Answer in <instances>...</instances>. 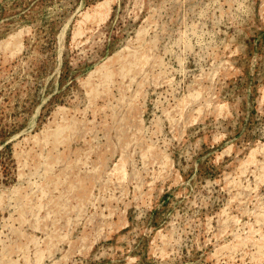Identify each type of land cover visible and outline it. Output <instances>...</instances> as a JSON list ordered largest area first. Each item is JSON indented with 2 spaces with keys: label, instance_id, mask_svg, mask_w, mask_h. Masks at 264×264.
<instances>
[{
  "label": "rangeland",
  "instance_id": "1",
  "mask_svg": "<svg viewBox=\"0 0 264 264\" xmlns=\"http://www.w3.org/2000/svg\"><path fill=\"white\" fill-rule=\"evenodd\" d=\"M0 264H264V0H0Z\"/></svg>",
  "mask_w": 264,
  "mask_h": 264
},
{
  "label": "bare ground",
  "instance_id": "2",
  "mask_svg": "<svg viewBox=\"0 0 264 264\" xmlns=\"http://www.w3.org/2000/svg\"><path fill=\"white\" fill-rule=\"evenodd\" d=\"M92 16V15H91ZM135 57H137V56H135ZM131 65V64H130ZM126 66H128V61H126L125 63H124V67H126ZM126 68H124V70H125ZM102 73H104V72H102ZM105 78H106V80L110 77V72L107 70L105 73H104V75H103ZM106 80H105V82H106ZM101 85V84H100ZM99 95V94H98ZM61 132H62V128H58L55 132H50L51 134H50V136L49 137H54L55 138V141H59V140H61V138H59V135L61 134ZM48 137V138H49ZM54 141V142H55ZM60 142V141H59ZM121 167V166H120Z\"/></svg>",
  "mask_w": 264,
  "mask_h": 264
}]
</instances>
